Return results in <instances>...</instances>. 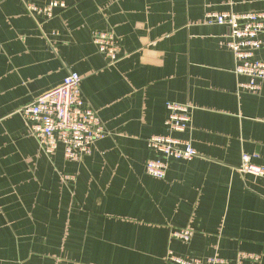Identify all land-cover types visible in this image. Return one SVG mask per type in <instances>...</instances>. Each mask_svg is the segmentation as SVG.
I'll return each instance as SVG.
<instances>
[{"label":"crops","instance_id":"1","mask_svg":"<svg viewBox=\"0 0 264 264\" xmlns=\"http://www.w3.org/2000/svg\"><path fill=\"white\" fill-rule=\"evenodd\" d=\"M0 0V264H172L171 253L264 264V79L235 72L229 29L206 13H264V0H67L54 16ZM96 31L121 42L118 61ZM264 39V33L260 34ZM264 60V48L256 51ZM78 72L108 134L92 153H48L22 108ZM169 101L189 103L184 131L166 125ZM153 135L189 141L164 178ZM190 229V240L174 238ZM242 254L259 255V259Z\"/></svg>","mask_w":264,"mask_h":264},{"label":"built area","instance_id":"2","mask_svg":"<svg viewBox=\"0 0 264 264\" xmlns=\"http://www.w3.org/2000/svg\"><path fill=\"white\" fill-rule=\"evenodd\" d=\"M67 6V0H50L45 5L26 2V9L33 15L54 16L57 8ZM207 24L225 25L229 29L227 46L233 51L236 59L235 72L250 78L241 84L250 91L260 90L257 80L264 79V60L256 58V51L264 48V13H236L234 11H211L206 13ZM94 42L101 52L106 54L111 63L118 61L121 42L109 32L96 31ZM81 75L71 71L63 82L52 89L38 95L32 102L25 105L21 112L30 122L32 133L38 138L41 146L53 153L59 143L65 147L68 159L79 160L92 153L93 144L104 138L108 131L97 111L86 102L81 87ZM170 110L166 125L171 131H184L191 120V105L169 101ZM149 147L159 154L158 158L147 163V172L156 177L164 178L171 159H192L197 155L189 141L172 135H153L148 140ZM244 172L264 177V167L252 163L251 157L244 155ZM193 232L190 229H179L172 233L174 238L188 241ZM259 259V255L242 254ZM172 264H227L226 260L217 256L207 261L197 258H185L174 253L169 256ZM57 264H64L59 262Z\"/></svg>","mask_w":264,"mask_h":264}]
</instances>
